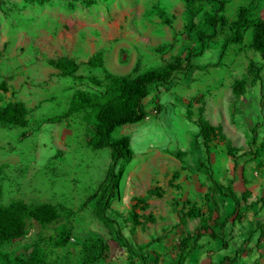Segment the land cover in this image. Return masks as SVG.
Returning <instances> with one entry per match:
<instances>
[{
  "label": "rangeland",
  "instance_id": "374dc122",
  "mask_svg": "<svg viewBox=\"0 0 264 264\" xmlns=\"http://www.w3.org/2000/svg\"><path fill=\"white\" fill-rule=\"evenodd\" d=\"M250 1L257 6L253 16L264 19V0H225L222 15L232 21L238 8ZM216 8L209 0H0V83L5 82L7 89L0 90V107L21 101L29 111L26 130L0 127V164L5 165L0 176L2 202L58 203L73 212L46 227L30 223L26 236L0 249V264H25L34 246L46 253V264H79L83 244L90 238H100L109 247L105 258L95 264H128L126 250L98 223L92 205L82 207L103 180L110 151L92 150L88 141L93 130L83 113L72 114L61 124L48 119L66 111L72 90L101 92L87 78L102 79L104 67L118 75L135 68L143 72L199 52L197 37L212 33L207 18ZM227 34L221 28L215 39L206 42L202 54L192 60L198 69L150 88L142 101L144 120L118 127L112 134L129 137L134 153L124 166L119 197L112 207L124 218L137 215L138 225L127 219L119 227L135 249L150 244L146 250L150 264H177L179 239L199 226L198 218L182 224L179 215L192 205L204 216L213 209L211 186L204 181L208 161L193 123L200 109L209 124L221 128L210 145L213 177L224 187L240 181L251 190L252 202L264 199V69L262 87L258 83L243 97L234 96L235 80H252L248 63L262 62L250 47L249 31L242 43L229 46L221 57ZM89 43L101 51L102 67L82 68L83 79L77 81L49 73L46 58L87 54ZM252 128L259 155L233 167L225 156L226 142L247 152ZM198 151L203 166L198 162L191 170L185 156ZM177 154L184 158L179 160ZM222 207L226 210L225 204ZM250 219L245 216L238 224L230 219L235 243L248 238ZM64 231L68 237L61 239ZM226 233L228 250L221 240L201 242L185 264H218L225 255L231 256L234 246ZM251 239L253 246L246 244L248 255L243 253V261L264 264V238L258 243L253 235Z\"/></svg>",
  "mask_w": 264,
  "mask_h": 264
},
{
  "label": "trees",
  "instance_id": "16d2710c",
  "mask_svg": "<svg viewBox=\"0 0 264 264\" xmlns=\"http://www.w3.org/2000/svg\"><path fill=\"white\" fill-rule=\"evenodd\" d=\"M216 5L213 15L208 16L207 24L212 29L211 34L200 33L197 37L200 43V51L197 53H189L185 58L177 57L171 62L163 64L157 69H151L138 72L137 68L126 75H113L108 71H104L102 79L89 76L88 81L96 86L101 87L102 91L97 94H90L85 91H77L72 97L68 109L60 116L50 119V123L59 124L66 121L72 114L83 113V120L92 128L93 135L89 139V145L95 150L108 149L110 151V161L106 169L103 180L98 185L94 193L89 195L82 203V207L92 205V212L95 219L110 234L114 236V242H118L128 254V264H150L149 255L146 251L150 244L137 246L135 249L129 242V239L122 233L120 222L130 220L133 226L138 225L137 215L128 214L127 218L115 210L112 205L119 197V188L121 178L124 172V166L128 164L134 157L133 150L130 146V139L127 136L113 138L112 134L118 127L135 125L146 117L142 101L149 95L152 86L168 84L176 74H185L192 69H198L199 66L194 65L192 60L202 54L204 45L207 41L216 38L218 30L226 28L229 34L224 38L222 45L221 57L229 46L238 45L243 42L246 32H250V47L257 54L262 64L257 65L250 61L247 66V73L251 76V82L247 79L235 80L232 85V93L234 96L243 97L248 89L256 86L258 83L262 87L263 78L262 71L264 69V19L254 17L253 11L256 9L254 2L242 5L238 8L236 17L232 21H227L222 13L225 10V0H209ZM49 65L59 71L62 77H73L81 79L76 73L80 66L90 69L102 67L101 57L94 55L84 64H76L74 61L63 57L57 60H49ZM0 90L6 92L5 83L0 84ZM161 110L158 106L157 111ZM29 111L25 104L21 101L9 102L6 106L0 107V126L2 127H19L28 126ZM198 128L197 137L204 148L207 165L209 166L210 145L215 140L217 133L221 132L220 126H212L203 117V109L199 110L198 118L195 121ZM250 149L247 152H241L234 148L229 142H226V156L231 160L233 166H238L239 162H247L259 155L256 147V135L253 128ZM252 147L254 151L252 150ZM250 156V157H249ZM177 158L182 160L184 154H177ZM200 160V159H199ZM203 166V162H200ZM201 166V167H202ZM209 170V169H208ZM3 168L0 166V176ZM177 173L172 175V179ZM214 189L223 196V198L231 200L234 210L224 221H220V216L212 217V213L218 214V206L216 211H211L208 215H200L199 209L191 206L186 212L178 216L179 221L185 224L187 220L199 219V226L192 232L184 233L178 241L177 245V264H185L191 252L201 246L203 239L221 240L223 249L227 248L226 242V225L230 219L233 222H242L245 212L251 208L247 201L249 193L244 192L238 196L233 189V182L226 187L218 185L214 182ZM3 188L0 184V249L16 240L26 236L30 223H36L41 227H46L57 223L61 218L69 217L72 211L65 208L62 204L51 203H26L22 200H11L4 204L2 202ZM225 200V199H224ZM223 200V201H224ZM264 204V199H261ZM243 210V211H242ZM218 228L221 232H217ZM259 232L260 238L264 237V220L255 218L254 229L250 232L247 239L235 249L234 257H224L220 264L228 262L235 264L239 261L241 255L246 251V244L251 242L252 235ZM61 239H66L68 235H64ZM61 243H64L61 241ZM63 245V244H61ZM109 247L100 238H90L83 244L82 257L79 264H95L99 260L105 258V253ZM46 253L34 246L30 252L28 261L25 264H46Z\"/></svg>",
  "mask_w": 264,
  "mask_h": 264
},
{
  "label": "crops",
  "instance_id": "0c3cea01",
  "mask_svg": "<svg viewBox=\"0 0 264 264\" xmlns=\"http://www.w3.org/2000/svg\"><path fill=\"white\" fill-rule=\"evenodd\" d=\"M251 2V1H250ZM249 2V3H250ZM249 3H247V4H249ZM247 4H245V5H247ZM242 6V5H241ZM93 44H87V50H88V53L87 54H82V55H80V56H66V55H63V56H58V57H56V58H46L45 59V63H46V67H47V69H48V71H49V73H56V75L58 76V77H60V78H71L72 79V81L73 80H75V81H77V80H81V79H83V77L81 76V74L79 73V71L82 69V68H86V69H88L89 71L90 70H92V69H90V68H87V67H85V66H80L79 67V69H78V71H77V73H76V75L77 76H81L82 78L81 79H75V78H73V77H62V76H60V74H59V71L58 70H56L55 68H53L52 66H50L49 65V63H48V61L49 60H57V59H59V58H63V57H66V58H68V59H70V60H72V61H74L76 64H84V63H86L91 57H93L94 55H99L102 59H103V55H102V53H101V51H96V50H94L93 49V46H92ZM79 57L81 58L80 60H79V62H77V60L79 59ZM102 59H101V61H102ZM76 60V61H75ZM111 64L112 63H109V65H108V68H111ZM113 65V64H112ZM115 66V65H114ZM116 67V66H115ZM117 68V67H116ZM50 69V70H49ZM117 69H119V68H117ZM104 71H108V69H106L105 67L103 68V70H101V76L103 77V73H104ZM109 73H111L110 71H108ZM132 72V71H131ZM130 72V73H131ZM111 74H113V73H111ZM126 74H129V72H121V74H119V75H126ZM113 75H118V74H113ZM89 77V76H88ZM95 77V76H94ZM97 78V77H96ZM87 80H88V78H87ZM1 83H5V82H1ZM0 83V84H1ZM5 87H6V84H5ZM7 90V89H6ZM77 91H80V90H72V92H71V94L69 95V98H68V100H67V106L69 107V104H70V101H71V97L77 92ZM68 107H67V109H68ZM66 109V110H67ZM156 112V111H155ZM75 114H80V113H75ZM70 118V117H69ZM83 118V117H82ZM27 119H28V117H27ZM50 119H48V122L50 123V121H49ZM193 123L195 124V122H194V120H193ZM59 124H61V123H59ZM0 127H2V126H0ZM5 128V127H4ZM9 128H11V127H9ZM16 128H18V129H20V130H22V129H27L28 128V126L27 127H25V128H19V127H14V129H16ZM198 135V134H197ZM22 137V136H21ZM200 140V139H199ZM22 142V141H21ZM88 145V144H87ZM201 145V144H200ZM257 145V144H256ZM91 147V146H90ZM92 148V147H91ZM253 149V148H252ZM92 150H95V149H93L92 148ZM254 151V150H253ZM200 152L198 151V152H196L195 153V155H193L192 156V154H187L186 156H185V161H186V159H187V164L189 165V168L191 169V170H193V169H196V167H198V162H199V159L201 158V156H200V154H199ZM211 151H210V155H209V171H204V181H206V180H208V182H207V186H211V195L209 196V199H211V201H212V207H213V209L210 207L209 208V210H207V214L206 215H208L211 211H216V204H217V206H218V214L217 213H212L213 215V218H215L217 215H219L220 216V221H224V219L230 214V213H232L233 212V210H234V207H233V204H231L230 203V200L229 199H226V198H223V196H221L219 193H218V191H216L215 189H214V182L215 183H217L218 185H221V186H223L222 184V181L221 180H218L217 178H215V177H213V175H212V167H213V164H212V160H211ZM226 156V155H225ZM226 158H227V160H228V163L229 164H232L233 165V163L231 162V160L226 156ZM178 163L180 164V165H183V163H181L180 161H178ZM214 163V162H213ZM0 166L3 168V171H4V164H0ZM234 167V166H233ZM214 172V171H213ZM175 173H177V172H175ZM207 173H209V176H208V174ZM2 174H3V172H2ZM105 175V174H104ZM104 178V177H103ZM241 185H243V183H241L240 181H233V189H234V191L236 192V194L238 195V196H240V195H242L244 192H248L249 193V198H248V200L249 201H251L250 200V197L252 196V192H251V190L249 189V188H245V186L243 185V186H241ZM247 186H248V184H247ZM95 192V191H94ZM93 192V193H94ZM209 193V192H208ZM91 195V194H90ZM218 196L220 197V198H218ZM207 199V196L206 195H204V200H206ZM219 199H221V201L223 202H221V204H220V200ZM225 199V200H224ZM259 198H257V199H255L254 201L255 202H249V201H247V204L248 205H250L251 204V208L250 209H248L247 210V212H245V215L244 216H251V219H250V228H249V231H252L253 229H252V227H254V220H255V218H260V219H263L264 220V204H261V203H259L260 202V200L262 199H259ZM14 200H21V199H14ZM224 200V201H223ZM22 201H24V200H22ZM24 202H26V201H24ZM26 203H29V202H26ZM30 203H32V202H30ZM42 203H46V202H42ZM34 204V203H33ZM36 204V203H35ZM58 204V203H57ZM223 204H225V207H226V210H223V207H222V205ZM222 210L224 211V212H222ZM225 211H226V213H225ZM243 211V210H242ZM245 217H243V219H244ZM235 223H240V222H238V221H235ZM231 225H233V223H231ZM225 230H228V237H229V241L231 240V243L233 244V246H234V248H232V250H234L235 251V249H237L238 248V246L240 245V243L239 244H237V243H235L233 240H234V238L231 236V229H230V220H229V222L227 223V225H226V229ZM216 231L217 232H221L218 228H216ZM253 237H255V243H258V241L260 240V235H259V232H257V233H254L253 234ZM264 238V237H263ZM253 240L254 239H251V242L249 243V245L251 244L252 245V242H253ZM228 240H226V242H227ZM203 244H206V243H208V239H203L202 241H201ZM227 248L225 249V250H228L230 247V244H229V242H227ZM255 245V244H254ZM253 246V245H252ZM247 247H246V251L244 252L245 253V255H244V257L246 256V253H247V255H248V252H247ZM232 253V252H231ZM243 255V254H242ZM241 255V256H242ZM224 257H231V258H233L234 257V253H232V255L231 256H224ZM244 257H240V259H239V261L237 262V263H235V264H246L244 261H243V258ZM221 262V261H220ZM227 264H228V262H226ZM218 264H220V263H218ZM225 264V263H224Z\"/></svg>",
  "mask_w": 264,
  "mask_h": 264
},
{
  "label": "built area",
  "instance_id": "2783aa9c",
  "mask_svg": "<svg viewBox=\"0 0 264 264\" xmlns=\"http://www.w3.org/2000/svg\"><path fill=\"white\" fill-rule=\"evenodd\" d=\"M72 240H74V239L72 238Z\"/></svg>",
  "mask_w": 264,
  "mask_h": 264
}]
</instances>
